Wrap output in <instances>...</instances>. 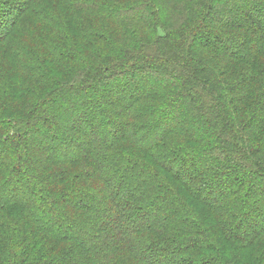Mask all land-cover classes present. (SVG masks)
<instances>
[{"label":"trees","instance_id":"trees-1","mask_svg":"<svg viewBox=\"0 0 264 264\" xmlns=\"http://www.w3.org/2000/svg\"><path fill=\"white\" fill-rule=\"evenodd\" d=\"M243 1L0 0V47L22 50L11 55L18 77L12 69L0 79L12 85L0 100V195L27 176L23 196L0 197V264H264V27L252 16L223 20ZM249 1L264 15V0ZM25 31L36 38L31 50ZM232 39L240 46L220 50ZM138 70L159 74L116 90H136L127 107L106 102L104 83ZM37 88L43 96L17 114L9 98ZM76 102L89 129L100 112L119 114L116 136L96 144L50 131L62 123L60 105ZM32 136L77 147L61 158L46 145L31 160ZM113 180L118 192L108 196ZM252 195L251 220L263 224L243 234ZM41 213L78 219L84 240L48 229Z\"/></svg>","mask_w":264,"mask_h":264},{"label":"rangeland","instance_id":"rangeland-1","mask_svg":"<svg viewBox=\"0 0 264 264\" xmlns=\"http://www.w3.org/2000/svg\"><path fill=\"white\" fill-rule=\"evenodd\" d=\"M11 1L12 6H15L16 4H19L22 2H24L25 0H9ZM50 2H53V0H48ZM254 5L251 4V2L249 0H244L241 4V6H238L235 10L236 13L232 14L231 16H233V18L227 17L224 20V22L228 23V20L230 19H234L238 20L239 22H241L242 20L246 19V16H252L251 20H252V25H256L259 24L261 26L264 27V15L263 13H256L254 14L252 9H253ZM14 7H11L9 10L10 12H13ZM0 17L2 18V15H0ZM4 17V16H3ZM75 25V22L71 19L70 22L67 23V28L68 30H71L72 26ZM28 30H30V28H28ZM25 35L23 36V40L22 42L24 43V45H27L28 49L31 50V39L35 40V36L32 35L31 33H28L27 31H25ZM31 36V37H30ZM210 39H203V41L205 42H211L209 41ZM229 42L226 43H221L220 44V50H224L228 51V49H230L229 47H239L240 46V42L236 39H232V40H228ZM0 49L3 51H0V56L2 58H0V79H1V74L2 73H6V72H10L12 69L14 71L15 74L14 76H16L15 78H17L20 73L21 67L22 66H18L17 62H13V60L11 59V55L16 57V56H21L22 57V50L21 52L18 50V48L16 49H12V51L2 45L0 47ZM16 50L17 53H16ZM2 54V55H1ZM156 71V70H155ZM126 73V72H125ZM159 71L156 73H154L152 70L149 72L143 71V73L139 70L138 71H130L127 75H125L124 77L122 76H118L116 75L115 77L111 78L109 81L110 82H106L105 87L106 90H110L112 91L111 94L108 96V100L106 102H116V98L118 99V101H120L121 99L124 101L123 107H127L128 104H130V101L133 98H137V93L136 90H134L132 92V87H126L128 89V91L124 94V96H117V94H114L116 92V90L118 91L119 89H121L122 84H124L125 82H127L130 78L133 87H139V85L141 84V79L146 77L149 79V82H155L156 77L158 76ZM161 77V76H160ZM126 79V80H125ZM160 81H164V78L158 79ZM103 84V85H104ZM128 84V83H127ZM2 86H4V84H2ZM127 86V85H126ZM6 88V89H5ZM12 88V85L10 87H4L3 89L0 88V100L2 102V98L5 97V94L8 93V91H6L7 89L10 90ZM103 88V87H102ZM14 92V91H13ZM13 92H11L9 95H11ZM45 93V90L42 91L40 90V88H37L36 90H25V93L23 94H19V98L16 96V98L13 99V95L12 97L9 98V100L12 102V104L18 102L16 104L17 106V114H20L21 112H23L25 109L29 108L30 103L33 104L36 100H37V96L41 97L43 96V94ZM123 97V98H122ZM133 97V98H132ZM96 100H99L97 98H95ZM95 99H90L91 101L94 100V102L96 103ZM86 102V101H85ZM181 101H174L173 105L170 107V109L168 110V112L166 113V116L168 118L176 115L174 113V111H176L177 106L180 105ZM77 104H74L73 107H65L64 105H60V112L59 114L61 115L62 118V123L60 124V126L57 127H50V131H52L53 133H68L70 135H74L75 133H82V135L84 137H87L88 139L90 138L92 141H94L96 144H98L99 142L103 143V141L105 140H109V138H113L116 135L117 130L115 129L116 126L118 124H120L122 122L121 120V116H119V114H116V117H110L108 116L110 109L106 110V112L102 111L100 112V117H98V122L96 123V125L94 126V128H90L89 126H87V124H85V117H83L82 115V108H81V103L80 102H76ZM87 103V102H86ZM11 105V104H10ZM13 106V105H12ZM87 106V105H86ZM15 107V106H13ZM16 108V107H15ZM8 109V105L7 103H5L4 105L0 106V112H2V110H7ZM128 109V108H127ZM16 114V115H17ZM125 114L130 115L131 111L126 110ZM5 115L7 116V112L5 113ZM12 117V116H11ZM166 117V118H167ZM41 122L39 123L40 126ZM46 125V124H45ZM45 125L42 124L41 126ZM40 126V127H41ZM47 126V125H46ZM72 129L70 132H65L66 129ZM44 130V129H43ZM157 133H149V135H147L146 139H145V144L146 141L152 140L156 138ZM110 138V139H111ZM40 142V143H38ZM58 141H41L40 138L36 137V136H32V138L29 139V141L27 142V147H29L28 149V155L30 156L31 160H35L37 158H39L40 156V152L43 148V146H50V147H57V151L60 154L59 156H61V158H66V155H71V153L75 152V148L76 143L70 146H57ZM106 173H110V171H106ZM111 174V173H110ZM22 177L24 180L19 183L20 186L19 187H8L5 192H3L0 197L1 198H5V196L8 193H20L21 196H23L24 190L23 188H21L22 186H25V174H22ZM114 179H118V178H114ZM115 183H117L116 180H113L112 185L110 186V189L108 190V196H112L115 195V193L118 192L117 187L115 186ZM232 183L229 182V184H227L226 187H232L231 185ZM62 186V183H60L58 185V190H54L55 195H59L62 194V192H64V189H60ZM217 185H212L211 186V190H214L216 188ZM259 188L264 187V184H261V186L258 185ZM27 189V187H26ZM225 189V188H224ZM224 189H221L222 191H224ZM36 197V196H35ZM252 201H251V205L247 208V213L250 216V222H248V224H246L245 226H243L242 230H243V234H246L249 232L250 228H256L261 226V224H263L261 221H257V222H252L251 217L253 216L251 211H250V207H253L257 204L259 197L258 195H252ZM115 198V196H114ZM28 199V198H27ZM107 200V199H106ZM100 204H98V206L103 205L104 203L101 204V202H99ZM15 211L17 212H21L22 210L19 211V209H15ZM38 212H40V209H37ZM109 213V212H108ZM38 214V213H37ZM154 217V216H153ZM153 217H149L148 219L151 220L153 219ZM19 218V217H18ZM39 218H40V223L44 224L45 226L48 227V229H54L56 226H59V228L61 227H66V234L68 233L70 236H72L77 242H81L82 240H84L85 235H79L78 234V226H79V220L72 218V217H57V215H55V213H53V216H49L46 214H39ZM141 218V217H139ZM139 218H134V220H132L127 226L131 227L133 226L132 223H140ZM108 219H110L111 221L113 220L111 217L107 218L105 220V222H109ZM138 219V220H137ZM144 219V218H143ZM74 220H76V224L72 226ZM68 246V245H67ZM69 248V247H68ZM67 248V249H68ZM13 254V253H11ZM10 254V251H7L5 257L7 258L8 256L11 258L12 255ZM15 255V254H14ZM197 259H200L199 256L196 257Z\"/></svg>","mask_w":264,"mask_h":264}]
</instances>
